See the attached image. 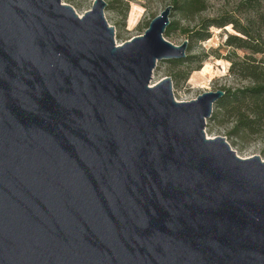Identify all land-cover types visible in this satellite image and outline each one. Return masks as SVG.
I'll return each instance as SVG.
<instances>
[{
    "label": "water",
    "instance_id": "1",
    "mask_svg": "<svg viewBox=\"0 0 264 264\" xmlns=\"http://www.w3.org/2000/svg\"><path fill=\"white\" fill-rule=\"evenodd\" d=\"M93 0H0V264H264V160L177 101L172 5L122 44ZM227 29V28H225Z\"/></svg>",
    "mask_w": 264,
    "mask_h": 264
},
{
    "label": "trees",
    "instance_id": "2",
    "mask_svg": "<svg viewBox=\"0 0 264 264\" xmlns=\"http://www.w3.org/2000/svg\"><path fill=\"white\" fill-rule=\"evenodd\" d=\"M172 10L181 19H191L206 10L207 0H170ZM124 0H109L106 8L117 10ZM229 26L223 45L230 49L225 59L230 65L228 73L233 79L245 82L238 87L223 86L224 95L213 106L209 119L229 125L227 137L233 143L257 138L264 142V0H238L231 11L214 17H204L194 28L179 27L171 21L164 36L180 28L186 35L187 50L193 43L211 37L210 28ZM148 27V24L146 28ZM241 52V53H239ZM206 54H188L181 59L164 60L168 63L169 76L174 83L185 82L192 72L200 70Z\"/></svg>",
    "mask_w": 264,
    "mask_h": 264
},
{
    "label": "rangeland",
    "instance_id": "3",
    "mask_svg": "<svg viewBox=\"0 0 264 264\" xmlns=\"http://www.w3.org/2000/svg\"><path fill=\"white\" fill-rule=\"evenodd\" d=\"M107 3L109 0H105ZM125 5L119 6L117 10L105 8L104 16L109 25L114 27V41L122 44L134 36L144 33L150 20L158 15L167 5H172L170 0H124ZM238 0H207L206 10L194 18L181 19L179 14L171 10L170 21L178 22L179 27L194 28L204 17H214L223 11H231ZM62 3L69 4L75 12L82 16L85 11L91 8L93 0H61ZM180 28L165 37L175 45H180L186 40V35L182 34ZM224 28L211 27V37L207 40L192 44L190 51L186 54H206L200 70L194 71L185 82H172L173 96L177 101H187L196 98L204 91L221 89V87H238L242 83L228 73L229 61L225 56L230 49L223 45L225 32L231 31L230 27ZM241 53V52H239ZM168 63L164 60L158 61L152 73L150 84L153 85L165 76H169ZM229 125L221 124L215 120L207 119L205 125V136L215 137L223 136L239 157L246 158L258 155L264 160V142L257 138H249L245 141L233 143L232 139L227 137Z\"/></svg>",
    "mask_w": 264,
    "mask_h": 264
}]
</instances>
